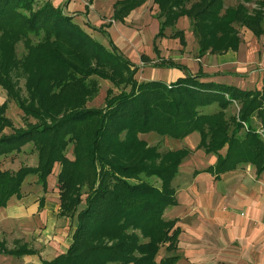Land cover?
I'll return each instance as SVG.
<instances>
[{
    "label": "trees",
    "instance_id": "trees-1",
    "mask_svg": "<svg viewBox=\"0 0 264 264\" xmlns=\"http://www.w3.org/2000/svg\"><path fill=\"white\" fill-rule=\"evenodd\" d=\"M36 1L0 0V87L35 121L13 129L6 105H0V159L28 144L37 158L35 166L0 170V208L21 196L30 176L45 190L47 177L59 164L58 216L74 219L75 228L66 252L40 264H178L179 229L162 215L176 202L172 181L191 152L162 153L143 137L178 141L197 132L198 147L217 155L209 172L218 176L251 165L262 174L264 138L256 131L264 136V87L244 90L202 82V74L171 84L138 82L136 67L112 44L106 47L95 40L62 7L50 2L35 7ZM147 1L157 7L156 38L184 44L183 32L175 25L185 17L198 57L236 50L239 28L256 38L264 36V0L251 10L243 2L226 6L225 0H119L112 20L122 22ZM167 29L172 32L167 34ZM32 37L38 42L33 44ZM19 42L27 51L21 60L15 52ZM20 76L26 98L18 90ZM97 79L107 80L118 93L107 89L104 105L89 107L98 94ZM234 103L237 117L227 116ZM214 104L217 111L201 112ZM7 128L12 132L5 134ZM152 178L158 186L149 181ZM161 249L166 256L160 258ZM30 254L25 246L8 249L0 241V255Z\"/></svg>",
    "mask_w": 264,
    "mask_h": 264
},
{
    "label": "crops",
    "instance_id": "crops-1",
    "mask_svg": "<svg viewBox=\"0 0 264 264\" xmlns=\"http://www.w3.org/2000/svg\"><path fill=\"white\" fill-rule=\"evenodd\" d=\"M43 1L62 7L73 20L84 19L90 30L102 35L98 37L102 38L101 44H112L136 67V76L140 72L144 81L171 84L187 75L202 74L203 78L199 79L202 82L244 90L264 87V47L259 49L251 32H247L236 50L193 57L188 53L185 39L188 30L180 25L189 20L180 18L175 25L183 32L184 44L178 39L156 38L159 20L157 7L151 1L132 10L122 22L112 20L113 6L119 0ZM255 65L262 69L258 83ZM144 69L147 71L143 73ZM232 105L237 117L239 107L236 103ZM199 143L197 132L177 141V149H189L191 153L172 181L176 202L162 215L165 220L175 221L179 229L178 264H264V173L257 174L254 167L244 165L216 176L208 169L215 165L217 155L204 153ZM225 150L219 154L223 156ZM19 168H7V171L16 172ZM58 172L59 164H55L46 179L45 190L34 177L33 185L41 192L38 200L32 199L27 191L23 193L25 189L21 188L19 198L12 197L0 208V241L7 247L5 235H9L11 243L16 245L10 249L25 246L33 251L16 257L20 264L49 261L65 253L71 244L75 220L58 216ZM40 200L43 201L41 208ZM3 257L0 255V260Z\"/></svg>",
    "mask_w": 264,
    "mask_h": 264
},
{
    "label": "rangeland",
    "instance_id": "rangeland-1",
    "mask_svg": "<svg viewBox=\"0 0 264 264\" xmlns=\"http://www.w3.org/2000/svg\"><path fill=\"white\" fill-rule=\"evenodd\" d=\"M257 1H260V0H247V1L225 0V4H226V6H234L237 3L243 2V3H245L246 7H248L251 10V9H255L258 7ZM43 2H44L43 0H37L35 2V7H37L38 5H40ZM75 16L77 17L80 15L76 14ZM181 21H184V20H181ZM74 22H76L80 27L86 26L88 29L87 28H84V29L88 32V34L90 36H92L95 40H97L98 42L102 43V38H98V37H101L102 35H100L98 33L96 34L94 29L93 30L91 29L92 30L91 31L88 24H86L84 22V19H82V18L77 19L76 18V20H74ZM180 25H182L183 27H185L188 30V32L186 33V37H185L186 42H187V48L189 49L188 53L191 54L193 57H195L197 54V52H196L197 44H196L195 38L193 37V35L189 31V29H190L189 22H185L184 24H182V22H181ZM175 29L178 30V28H176V27H175ZM170 32H172V30L167 29L166 33L169 34ZM238 32H239V37H240L241 41L244 42V39L246 38L247 32H250V31L246 30L245 28H239ZM256 41L258 42L259 49L261 50L262 47H264V36L256 38ZM37 42H38V40L35 37H32V43L35 44ZM104 46L107 47L108 46L107 43ZM15 52H16V58L18 60L19 59L21 60L25 56L27 51H26L22 42H19L15 45ZM144 67H146V66H144ZM254 67H256L255 69H257V71H258L257 72V75H258L257 83H258L260 80V75L262 73V69L257 65H255ZM145 71H147V70L144 69L143 73ZM139 74H140V72L137 73V76L135 74L134 77H135L136 81L143 82L145 78L140 76ZM16 81L18 84V90H19L20 96L23 98H26L27 94H26V90H25V86H24V83H25L24 78L22 76H20ZM97 82H98V94L92 101H90L88 103L89 107H96V108L102 107L104 105V99L106 96L107 89H111L114 94L118 93V89L114 88L110 84V82H108L107 80L97 79ZM259 87L260 86H258L257 88H259ZM1 104L6 105L5 116L11 121V125H12L13 129L24 128L28 122L29 123L35 122L31 118L25 117L24 114L21 112V110L17 107L15 101L12 100L11 98H9L7 96L5 90H3L0 87V105ZM215 111H216L215 105L205 107L201 110L202 113H206V114L213 113ZM235 113H236V108L234 105L230 106L228 108V111H226L227 116H233ZM11 132H12V129H9V128L4 130L5 134H9ZM143 138L146 139L147 143H149L151 146H157V148L159 149V152H162V153L166 152V151L176 150L178 148V144H176L177 141L172 140V139L160 138L156 135L146 136ZM71 149H72V147L70 145L67 149V152H66V156L68 158L72 157ZM35 151L36 150L34 149V146L32 144H28V145L24 146L19 153H16V154L14 153L13 155H10L6 158L0 159V170H7V168H9L8 170H15L21 166H28V165L34 166V165H36L37 158H36V152ZM34 179H35L34 177L27 178L26 181L24 182L22 188L25 189V190H23V193H26L25 191H27V192H29V196L32 199L38 200L40 198L41 192H40V190L37 191L36 188L34 187V185H33ZM149 181L153 182V184L155 186L159 185L158 182L154 181L153 178L149 179ZM5 237L7 239V241H6L7 248L10 249V248H13L14 246H16V245H13L11 243V238L9 237V235H5ZM62 238H64V237H62ZM65 242H66V240H65ZM30 244L32 245V243H30ZM163 254H164V256H166L164 249H161V251L159 253V257L161 258L163 256ZM49 256L50 255H48V257ZM0 264H20V263L16 259V257L11 256V258H10L9 256H4L3 258H1Z\"/></svg>",
    "mask_w": 264,
    "mask_h": 264
},
{
    "label": "built area",
    "instance_id": "built-area-1",
    "mask_svg": "<svg viewBox=\"0 0 264 264\" xmlns=\"http://www.w3.org/2000/svg\"><path fill=\"white\" fill-rule=\"evenodd\" d=\"M256 133L259 134L260 136H262L264 138L263 133H262L261 130L256 131Z\"/></svg>",
    "mask_w": 264,
    "mask_h": 264
}]
</instances>
